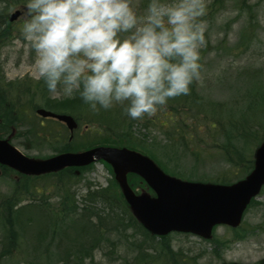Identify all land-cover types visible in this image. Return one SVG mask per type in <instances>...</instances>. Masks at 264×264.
Instances as JSON below:
<instances>
[{"label": "rangeland", "instance_id": "obj_1", "mask_svg": "<svg viewBox=\"0 0 264 264\" xmlns=\"http://www.w3.org/2000/svg\"><path fill=\"white\" fill-rule=\"evenodd\" d=\"M148 3L149 0H132L138 24L143 23ZM205 5L206 15L200 18L204 28V43L199 48L200 75L189 86L194 102L199 99L197 105L203 114L215 110L212 105H221L226 111L234 109L238 100L248 102V85L253 82L264 90V0H244L240 5L239 0H205ZM16 10L22 12L23 8L16 7L8 15ZM22 23L21 15L10 29L8 41L0 45V78L3 85L9 84L10 94H24L22 103L26 105L24 111L27 110L28 122L36 120L39 124L43 121L34 115L36 108L63 113L67 108L60 105L69 102L70 106L78 105L77 108L83 109V101L74 102L78 95L68 98L49 93L43 81L36 78L34 52L22 39ZM260 95L264 97V92ZM203 98L209 108H203ZM178 100L179 97L170 98L154 115L132 120L128 125L134 132L131 138L152 148L158 160L183 176L176 175L181 180L202 179L204 183H210L215 178L227 177L230 172L240 176L246 163L253 158L255 144L264 135V109L254 106L247 112L248 117H245V107L237 109L240 110L238 118L245 119L248 124L255 123L256 132L248 144H236L242 159L231 157L234 166H229L221 152L199 150L201 158L197 162L190 155L204 144L215 143L216 137L211 140L212 134L206 131L207 123L200 125V131L193 129L194 132L189 134L182 130L173 132L177 127L175 124H164V121H161L162 126L158 124L157 119L161 120L158 112L166 110L171 101ZM114 107L120 108L119 105ZM54 121H43L47 125L38 128L40 137L36 140H25L21 135L24 129L18 130L11 144L32 159L53 156L65 143L43 140V132L50 128L56 135L66 132L62 127L50 124ZM85 131L86 127L81 126L75 137ZM127 133H130L128 129ZM179 133L185 135L184 144L177 137ZM65 135L68 143V133ZM81 172L78 178L71 177L62 182H57V175L18 181L9 172L0 176V254L4 246L7 251L0 256V264H264V186L247 207L240 228L232 230L219 226L208 239L170 233L162 240L147 233L132 217L120 191H116L115 202L89 199V192L103 193L115 182L108 165L96 162ZM129 182L136 194L146 192L140 179L129 177ZM30 201L55 214L56 235L51 242L49 235L54 232L51 226L47 228V234L42 223L33 229L36 221L28 225V229L24 228L29 220L21 213ZM62 210L66 217L61 215ZM7 229L16 235V248L14 244H4ZM37 237L41 238L36 240ZM77 245L84 247L78 254L75 253ZM64 254L68 258L62 263Z\"/></svg>", "mask_w": 264, "mask_h": 264}, {"label": "clouds", "instance_id": "obj_2", "mask_svg": "<svg viewBox=\"0 0 264 264\" xmlns=\"http://www.w3.org/2000/svg\"><path fill=\"white\" fill-rule=\"evenodd\" d=\"M25 0L21 36L47 91L78 95L92 112L121 106L132 120L188 95L200 75L205 0ZM8 0H0V12Z\"/></svg>", "mask_w": 264, "mask_h": 264}, {"label": "trees", "instance_id": "obj_3", "mask_svg": "<svg viewBox=\"0 0 264 264\" xmlns=\"http://www.w3.org/2000/svg\"><path fill=\"white\" fill-rule=\"evenodd\" d=\"M243 3L244 0H239V5ZM24 6H25V0H8L7 9L0 12V45L8 41L9 37L11 36L10 29H12L13 25L15 24V22L14 23L8 22V13L16 7L24 8ZM2 81L3 79L0 78V139H6L8 142H12L18 130L24 129V132L21 135L25 140L27 141H29L28 139L36 140L38 131L41 127L36 120L34 123H31L30 121L28 122V118L26 119L27 110L24 111L25 110L24 107L26 105L25 103H22V97L24 96V94H19L17 92L15 94H10L9 93L10 91L8 90L9 84L7 83L3 85ZM248 87H249L248 93L250 94L248 96V102L241 103L238 100L233 105V107L236 106L234 109H229L226 111L221 109V105H215V106L212 105V107L216 109L204 111V114L199 111L200 106L197 105L199 99L196 100L195 103L194 97L191 94L192 90H190L188 95L178 96L179 97L178 101L176 102L171 101L172 104H169L166 110H162L163 113L162 111L158 112L157 116L160 117L161 120H159L158 118L157 122L160 126H162L161 121H164L165 122L164 124H169V125L175 124L177 127L176 129H173V132H178V130H182L185 131L187 134H189L190 132H194L193 129L200 131L201 129L200 125H202L203 123L205 124L207 123L206 131L212 134L211 140H213L216 137L215 143L204 144V146L200 147L198 150L196 149L194 150V152H190V155L193 157L195 162H197L201 158V153H200L201 151L204 152L207 151L208 153L214 151L215 154L221 152L223 153L225 161L229 164V166L233 165L230 159L231 157L233 158V156H237L239 161L242 159L241 158L242 156L238 153V150L236 149V144H240V143L248 144L253 139L256 132L255 123L248 124V122L245 121V119H239L238 113L240 112V110L237 109L240 107H245L246 109L245 117H248L249 114L247 115V112L251 111L252 110L251 108H253L254 106L260 107V109H264V104H259L260 102H264V97L260 95L261 93L264 92L262 87L257 85L256 82H253V84L248 85ZM253 93L255 96H253ZM202 100H203V108L204 107L209 108L207 106V101L204 98ZM79 101H82L79 98V96L75 97L74 102L79 103ZM244 103H246V105ZM194 104H196L195 107ZM60 107L67 108L66 111H62V112L69 114L74 118L77 124V132L72 135L71 140H69V137L67 138L68 143L65 140V136H66L65 133L67 132L65 128L63 129L66 132L63 133L60 132L57 135L52 133L51 128L47 132L45 131L43 132L42 134L43 140L56 141V142L63 141L65 143L62 148L57 149V153L76 152V151L89 149L95 146H114V147L127 146V148L129 147V149L138 151L143 155L152 159L153 162L167 175L175 176L176 178H178L176 175L182 176L179 173H177L176 170L170 169L163 162L158 160L152 148L149 149V147L145 146V143L139 142L136 138L134 139L131 138V135L134 136V132L132 131L133 128L132 129H130V127L128 128V125L131 123L132 119L127 117V115L122 114L121 106L120 108L112 107L111 109L108 110L101 109L98 112H92L88 108L87 104H83V109L77 108L78 105L70 106L69 102L62 103ZM82 111H84V113ZM215 112L217 114H215ZM81 126L86 127V131H85L86 133L79 134L78 136L75 137V135L80 130ZM127 129L130 131V133H127ZM177 137L179 141L184 144L185 135L179 133ZM263 139H264V135H261L260 139L257 141L258 143L255 144L254 148H256ZM84 141H86L85 144H83ZM245 166H246L245 171L241 173L240 176H236L235 174L230 172L227 177L226 176L218 177L212 180L211 182L216 184L220 183V184L229 185V183H233L235 181L240 180L251 171L253 167L252 158H250V160L246 163ZM84 169H78L77 170L79 171L78 175L72 172L73 169L60 171L59 173L56 174L57 176H59L57 182H62L65 180L67 181L71 179V177L78 178L79 175L82 173L81 171H83ZM129 177H136V176L134 175L128 176V183L130 185ZM140 181L142 180L140 179ZM196 181L204 182L205 180L197 179ZM143 187H144L143 190H145L147 193L152 195L151 191L144 185V183H143ZM116 191L119 192V188L115 182H112L110 188L105 189L103 193L89 192L88 196L89 199L92 201L100 200L102 202L107 203L109 202V200H111V202H115ZM122 201L124 202L123 198ZM34 202L30 201L28 204H26L21 213V216H25L26 220H29L24 224V228L28 229L29 228L28 225L36 221L35 224L33 225V229H36V224L42 223L45 230V234H47V228L51 226L54 229V232L51 235H49L50 238L49 242H51L53 237H55L56 235L55 226L57 222H56L55 214L49 208H44L42 205L36 206L37 204L36 202L34 206L33 204ZM124 205L126 206V208H128L125 202ZM73 212H75V208H73ZM6 213L7 215H9L8 210ZM61 215L66 217L64 215V210L61 211ZM27 216L30 217L28 218ZM6 222L8 224L10 222L9 219H7ZM4 234L6 237L4 244L6 246H8L9 244L11 245L14 244L16 248L17 240L15 239L16 236L15 233L12 230L7 229V231H5ZM38 238L41 237H37L36 240ZM161 239L163 240L164 238L161 237ZM83 248H84L83 246L77 245V248H75L76 249L75 253L78 254L79 251L82 250ZM5 250L6 247L4 246V248L2 249L3 252L0 254V256H4L5 253H7V251ZM64 256H65V260H63L62 263L67 261L66 257L68 258L67 254H64L63 257ZM73 259H75V257Z\"/></svg>", "mask_w": 264, "mask_h": 264}, {"label": "water", "instance_id": "obj_4", "mask_svg": "<svg viewBox=\"0 0 264 264\" xmlns=\"http://www.w3.org/2000/svg\"><path fill=\"white\" fill-rule=\"evenodd\" d=\"M19 15L20 12L15 11L9 21H15ZM35 114L63 123L69 132L77 128L70 115L55 114L44 109H37ZM254 154V166L247 177L226 186L184 182L170 177L151 159L127 148L97 146L39 160L24 156L7 140L0 139V166L21 175L40 176L103 161L110 166L134 218L157 237L185 233L208 239L215 226L238 227L245 208L264 185V140ZM128 175L142 179L154 196L135 194L128 185Z\"/></svg>", "mask_w": 264, "mask_h": 264}, {"label": "flooded vegetation", "instance_id": "obj_5", "mask_svg": "<svg viewBox=\"0 0 264 264\" xmlns=\"http://www.w3.org/2000/svg\"><path fill=\"white\" fill-rule=\"evenodd\" d=\"M36 109H37V108H36ZM36 109H35V110H36ZM35 110H34V111H35ZM38 118H39V117H38ZM47 119H48V118H44V119H42V120H43V121H47ZM52 120H53V119H52ZM43 121H40V123H39V125H40L41 128H43L45 125H47V123H44ZM48 123H50V122H48ZM50 124L60 126V127H62L61 129L65 128L64 124L61 123V122H58V121L51 122ZM65 129H66V128H65ZM76 132H77V130H76L73 134H75ZM73 134L70 133V132H68L69 140L72 139V135H73ZM82 134H83V133H82ZM39 137H40V135H39V131H38L37 138H39ZM42 137H43V136H42ZM27 146H28V145H27ZM43 159H45V158H43ZM7 172L14 174V175H13V178L15 179V181H18V180H20V179H34V178L37 179V178H39V177H45V176H34V177H31V176H25V175H21V174H19V173L16 172V171H13V170L7 168V167L0 166V176L6 174ZM68 172H71V171H68ZM72 172L75 173L76 171H75V170H72ZM78 173H79V172H78Z\"/></svg>", "mask_w": 264, "mask_h": 264}, {"label": "bare ground", "instance_id": "obj_6", "mask_svg": "<svg viewBox=\"0 0 264 264\" xmlns=\"http://www.w3.org/2000/svg\"><path fill=\"white\" fill-rule=\"evenodd\" d=\"M37 109H40V108H37ZM37 109H36V110H37ZM36 110H35V111H36Z\"/></svg>", "mask_w": 264, "mask_h": 264}]
</instances>
